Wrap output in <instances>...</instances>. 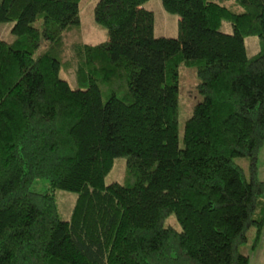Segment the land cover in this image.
<instances>
[{"label": "trees", "instance_id": "16d2710c", "mask_svg": "<svg viewBox=\"0 0 264 264\" xmlns=\"http://www.w3.org/2000/svg\"><path fill=\"white\" fill-rule=\"evenodd\" d=\"M143 1L96 0L107 37L91 44L62 36L77 0H0L15 34L0 39V264H248L239 246L264 227V0H161L175 36L153 35ZM179 63L201 95L181 143ZM118 155L125 181L104 184ZM55 188L76 192L68 219Z\"/></svg>", "mask_w": 264, "mask_h": 264}, {"label": "rangeland", "instance_id": "374dc122", "mask_svg": "<svg viewBox=\"0 0 264 264\" xmlns=\"http://www.w3.org/2000/svg\"><path fill=\"white\" fill-rule=\"evenodd\" d=\"M96 0H77L78 7V20L77 24L71 25L68 29L62 32V36L67 34L69 41L71 39L85 43H99L104 41L107 37L106 27L97 22L93 17V6ZM224 4L229 5L232 0H224ZM141 6L148 8L152 11V33L153 35H168L175 36L177 34V19L178 15L174 12L166 11L161 0H145L141 3ZM231 6V5H230ZM240 8V7H239ZM237 7V9H239ZM40 19L35 21L38 25ZM13 24V20L0 21V39L11 41L15 38V34L11 32L10 28ZM219 30L224 32L231 31L230 22L227 19H221L219 23ZM46 44L45 40L41 38L40 46ZM243 46L246 56H251L260 49L259 38L256 34H247L243 37ZM69 66V65H68ZM59 76L65 78L71 87H74L75 80L73 77V71L71 68L66 67L63 69L62 63L59 66ZM197 77L192 65H184L179 63L177 66V114H176V126L178 142L181 143V131L185 118L189 115L191 106L201 99V95L196 90L195 84ZM235 160L246 167L247 158L245 156L236 157ZM125 155H118L113 157L112 164L108 171L103 175V183L107 184L111 181L123 182L124 169H125ZM257 177L264 179V141L259 148L257 154ZM47 185L45 179H37L34 184V189H41ZM54 202L57 209V214L61 219H68L72 210V206L76 197V192L55 188L53 190ZM165 223L171 224L176 228H179V224L176 221L174 215L170 213L165 218ZM264 227L261 230V236H263ZM254 228L250 227L247 230V239L239 246V250L243 253L252 254L250 247L253 238ZM261 242L258 244V248L255 250L261 251ZM259 262V255L257 261ZM253 262V263H255Z\"/></svg>", "mask_w": 264, "mask_h": 264}, {"label": "crops", "instance_id": "0c3cea01", "mask_svg": "<svg viewBox=\"0 0 264 264\" xmlns=\"http://www.w3.org/2000/svg\"><path fill=\"white\" fill-rule=\"evenodd\" d=\"M259 242L262 243V245H260V247H261L260 252L257 251V249L255 250V248L258 246ZM259 242L255 246V248L251 250L252 254L251 255L248 254V264H264V230H263V236L260 238ZM258 255H259V262H255V261H257ZM253 262H255V263H253Z\"/></svg>", "mask_w": 264, "mask_h": 264}]
</instances>
